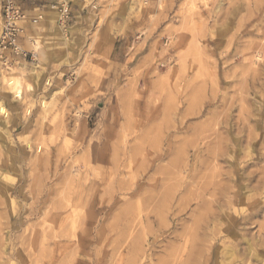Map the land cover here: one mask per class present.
<instances>
[{"label": "rangeland", "instance_id": "obj_1", "mask_svg": "<svg viewBox=\"0 0 264 264\" xmlns=\"http://www.w3.org/2000/svg\"><path fill=\"white\" fill-rule=\"evenodd\" d=\"M16 1L0 264H264V0Z\"/></svg>", "mask_w": 264, "mask_h": 264}, {"label": "bare ground", "instance_id": "obj_2", "mask_svg": "<svg viewBox=\"0 0 264 264\" xmlns=\"http://www.w3.org/2000/svg\"><path fill=\"white\" fill-rule=\"evenodd\" d=\"M65 2H71L73 5L77 6V7H81V2L80 0H64ZM76 15L78 16V12H75ZM36 19L35 21H37L38 19H41L42 18L39 16L36 15ZM23 20V18L21 19ZM47 23L51 26L53 33L54 32H58L57 30V24H59V22L61 21V7H55V6H52V5H49L48 9H47V16H46V19ZM21 22V21H20ZM41 23V22H40ZM37 22H33V27H34V31H32L34 34L37 35V30H38V26H37ZM31 32V33H32ZM32 33V34H33ZM28 36H31L30 33H28ZM57 37V36H56ZM61 42V41H60ZM58 42V43H60ZM65 42V41H64ZM25 46L27 48V51L25 52H28V53H32L34 54V57L36 58L38 64H33L32 67H31V70L29 71V73H24V71H14V72H11L9 73L8 72V77L4 76L3 79H4V82L5 84L7 85V89L9 90V92L13 95V98L14 99H18V101H22L23 100V90H24V87L22 86V81L28 79L30 81H32V85L31 84H28L26 89H27V92L31 93L33 91V86L34 84L38 81V78H39V75L37 74V72L39 71V67L41 65H43V63H46V61L48 60V53L47 54V51L43 48V46L38 42V41H34V43L30 42L27 38L25 39ZM68 43V41H67ZM71 45V44H70ZM45 47V46H44ZM47 47V45H46ZM60 47H58L57 50H59ZM54 49V48H53ZM51 51V50H50ZM256 57V56H255ZM58 61V60H57ZM56 62V61H55ZM40 72V71H39ZM57 91V90H56ZM56 91L55 93H52V95H50V97H54L55 94H56ZM61 93V92H60ZM53 100V99H52ZM16 101V100H15ZM18 103V102H17ZM44 107H46V105H44ZM0 115L3 116V121L0 123V126L1 125H4V124H7L8 122V116L6 114V111L4 110V108L2 107V104L0 103ZM165 127V126H164ZM218 135V134H217ZM2 137V136H1ZM4 138V137H3ZM218 140V139H217ZM1 142V141H0ZM221 150V149H220ZM217 152V151H216ZM214 153V151H213ZM211 154V153H210ZM208 155V154H207ZM215 155V154H214ZM211 156V155H210ZM212 160V159H211ZM208 162V161H207ZM1 177V176H0ZM262 182V181H261ZM246 192V191H245ZM247 193V192H246ZM264 208L260 207L256 214L259 216V214H261V212L263 211ZM254 213V212H252ZM45 214V213H44ZM255 217V216H254ZM250 220V219H249ZM42 239L43 241L46 240V235L45 233L42 234ZM245 241V240H244ZM246 244L248 246V253L251 251V248H250V244L249 242L246 241ZM225 247V246H224ZM235 254V251L234 249H230V250H226L225 251V256L226 258L228 259H231L234 256ZM223 255V254H222ZM251 255V254H250ZM250 257V256H249ZM255 259L258 260V257L255 256ZM259 262V261H258ZM261 262V261H260Z\"/></svg>", "mask_w": 264, "mask_h": 264}, {"label": "built area", "instance_id": "obj_3", "mask_svg": "<svg viewBox=\"0 0 264 264\" xmlns=\"http://www.w3.org/2000/svg\"><path fill=\"white\" fill-rule=\"evenodd\" d=\"M62 19L70 15L68 2L60 0ZM23 18V12L16 0H0V64L7 67L11 64L8 57L25 60L29 53L20 50L18 45L21 28L18 23Z\"/></svg>", "mask_w": 264, "mask_h": 264}]
</instances>
